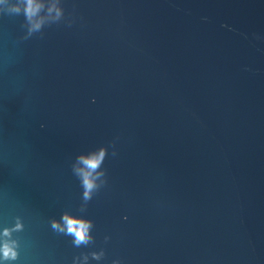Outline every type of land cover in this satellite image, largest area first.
I'll use <instances>...</instances> for the list:
<instances>
[{"label":"water","instance_id":"1","mask_svg":"<svg viewBox=\"0 0 264 264\" xmlns=\"http://www.w3.org/2000/svg\"><path fill=\"white\" fill-rule=\"evenodd\" d=\"M18 2L0 5L7 264H264V0H57L33 32ZM101 146L85 201L72 165ZM65 212L92 240L52 227Z\"/></svg>","mask_w":264,"mask_h":264},{"label":"clouds","instance_id":"2","mask_svg":"<svg viewBox=\"0 0 264 264\" xmlns=\"http://www.w3.org/2000/svg\"><path fill=\"white\" fill-rule=\"evenodd\" d=\"M5 0H0V5H4ZM10 9L19 13L23 11L28 20L29 32L39 31L45 22L49 20L59 19L63 13L57 0H20L18 3H10ZM42 10H45L42 12ZM107 154V149L101 146L88 153H80L77 155L72 165V170L80 179L83 188V198L89 200L93 193L97 191L106 181L104 179V169L101 164ZM126 219V217H125ZM52 227L58 231L70 234L72 242L75 245L88 243L92 240L91 227L92 221L82 216H73L67 212L61 215L60 220L53 219ZM22 224L18 221L14 228L0 229V264H7L17 256L16 241L9 239L13 230H19ZM93 259L99 260L103 256V252L90 253ZM88 255L73 261V264H86ZM112 264H120V261L114 260Z\"/></svg>","mask_w":264,"mask_h":264}]
</instances>
